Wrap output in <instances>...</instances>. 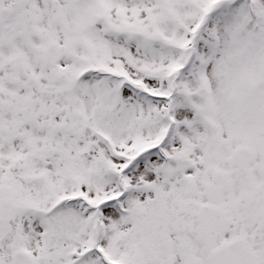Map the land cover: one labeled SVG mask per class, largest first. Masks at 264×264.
<instances>
[{"label":"snow or ice","instance_id":"6c2138e0","mask_svg":"<svg viewBox=\"0 0 264 264\" xmlns=\"http://www.w3.org/2000/svg\"><path fill=\"white\" fill-rule=\"evenodd\" d=\"M0 264H264V0H0Z\"/></svg>","mask_w":264,"mask_h":264}]
</instances>
